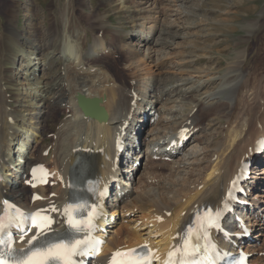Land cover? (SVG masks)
Instances as JSON below:
<instances>
[{
	"label": "bare ground",
	"instance_id": "bare-ground-1",
	"mask_svg": "<svg viewBox=\"0 0 264 264\" xmlns=\"http://www.w3.org/2000/svg\"><path fill=\"white\" fill-rule=\"evenodd\" d=\"M133 1L135 0L107 1V4L116 7L117 11L123 14L126 22L133 27L128 36L126 35L127 49L133 54H139H137L138 60L134 58L131 71L132 69L135 71V73L133 72L134 75L139 72L145 79L142 81L146 84L142 86L138 78L133 77L129 91L124 88L119 91L111 89L112 87L108 86L107 83L108 79H106V82H102V76H98L102 72L98 75L91 74L93 68L87 66L92 57L99 56L108 50L109 47L103 39L96 41L94 47L89 50H93L92 53L82 52L84 47L77 43L76 30L73 29L66 32L67 29L63 27L57 33L49 31L46 33L45 38L40 39L38 31L43 29L44 23L42 24L40 20L45 9L38 8L39 5H35V0H22L21 6L16 7L15 13L17 11L18 13L15 19L9 22V26L3 30L4 39L0 49V61L3 62H1L3 67H0V70H4V72L3 76L0 77V94L4 91L5 98L0 101V201L2 204L5 200L13 201L29 211L47 214L55 220V224L52 226L53 229L60 230L65 227V221L64 219L60 220V216L63 214L69 199L70 169L73 167L72 164L77 156H81L93 164L94 190L97 202H102L105 205V215L107 214L112 219L115 213H119L117 209L116 211L109 210L112 203H108L106 199H103L102 190L111 186L115 178L121 179L123 186L126 185L123 178L128 177L129 174L126 175L128 171L127 169L124 171L120 169V163L123 162L126 152H131V150L134 152L133 155L136 158L133 156L132 159H135V161L132 164L142 159V153L138 152V145L134 141L132 142V138L135 137H132L131 134H137L139 140L142 136L141 127L140 133L134 132L138 131L137 128L145 117L151 118L152 116L154 104L151 105V108L149 107L155 101L148 100V98H155L156 101H160L163 95L167 96L171 92L177 94L176 89L181 85L176 86L175 84L180 81L183 83L182 86H185V83L191 80V78L186 79L183 77L176 79V76H172L173 73L169 74L172 76L169 78H164L160 72V74L155 73L153 67L150 66V63L153 62L152 59L156 54L159 56L162 54L166 58L168 55H166L165 50L171 47V40L181 37V34L178 32L179 30H175L176 25L152 23L151 19L154 16H150L151 10L146 7L152 0H141L138 4H135L136 6ZM169 1L173 7H178L176 10L177 15L182 17L186 10L185 0ZM179 2L184 3L179 6ZM23 14L26 17V26L18 32L16 27L18 20L16 18L18 19ZM66 18L65 14L62 15L63 21ZM147 23L152 24L148 25ZM102 25L106 27L105 24ZM185 28V26L184 28L180 27V29ZM157 30H161V36L155 41L154 34ZM154 44L156 47H161V50H154L155 48L152 46ZM143 48L148 50V53L146 51L147 54L142 55ZM188 55L190 63L199 58L198 55ZM60 59L63 61L62 65H59ZM96 70L100 69L97 68ZM60 72L62 76H60ZM70 72H74L72 74L78 73L76 78H72L76 83L75 87L73 86L74 89L77 88L76 92H71L70 89L72 84L71 78L68 77ZM260 79L262 78L256 76L254 84L249 83L251 79L249 81L244 79V88L241 92H238L241 94L237 97L236 102L227 103V106L232 107L233 110L229 116L228 125L225 124L223 129L227 130L223 133V142L213 148L206 146L207 153L211 154L212 167L206 168L198 180L190 179L193 173L187 178L184 176L185 178L181 182L170 177L167 180L165 179L162 186L160 185L162 191L157 189V194L151 191L152 193L145 192L140 195L134 201L135 205L132 203L130 206L134 208L140 204L141 210L139 213H141V217L136 220L134 218L133 229L129 231L124 230L129 229V227L123 226L117 231H113L114 229L109 230L107 235L106 232L100 233L103 237H106L107 244L102 254L103 261H98L95 264H107L108 258L116 251L128 250L142 245L159 250L160 262L158 264H162L166 253L180 245L182 233L192 219L204 209L210 206L215 207L220 203L234 174L247 161L245 157L249 146L255 140L254 137L256 135H258V138L261 135L264 136L263 116L260 112H257L258 107H261L260 102L262 100L261 89L257 90L262 88L263 83ZM97 84H101L99 88L96 86ZM158 85L163 86L161 92H158V87L156 88ZM142 87H144L143 90H141ZM73 93L75 95L72 97L71 94ZM150 93H154V95H150ZM81 96L98 97L101 100L102 107L108 113L107 119H98L93 115L84 114L78 106ZM13 97H15V100H13L15 103L11 105L10 101ZM246 99L247 101L250 99V103ZM128 102H130L129 107ZM244 102L247 108L243 107V116L236 115L234 110ZM58 107L67 109L69 111H67V114H69L57 126L54 134L57 141L55 140L56 142L52 144L49 143L48 134H45L46 118L51 109L55 110ZM200 111L203 114L200 115V118L203 116L206 119L205 115L212 116L213 113L214 116L221 117L220 110L217 108L205 110L204 107ZM200 111L199 114H201ZM72 112L73 114H71ZM197 117V115H194L186 123H182L178 127H172L175 131V144L179 143L180 140L182 143L184 142V135L181 130H187V132L189 130L190 133L194 128L199 127L198 122L201 120L198 121ZM257 123L261 126L260 131L262 132H255L254 124L257 125ZM117 142H123V146L127 148L122 155L118 152ZM41 147L43 153L50 152L49 158L43 156L42 153L38 154ZM169 148L168 145L163 149L159 147V149L154 150L155 152L152 151L150 157L158 156L174 159L176 155L182 152L178 149L170 150ZM210 154H207L206 157ZM118 158L119 162H117ZM182 160H189L187 154L182 156ZM38 164H44L47 167L51 165L52 172L55 173V180L59 184L51 191L55 193L54 197L46 195V193L48 194L47 188L32 190L26 186V182L30 180L29 174L32 167ZM257 168V166L254 167V169ZM254 169L252 168L253 172ZM249 181L256 186L251 179ZM176 183L181 188L175 195L176 198H180L174 203L166 197L167 191H164V189L170 185L175 186ZM123 186L120 190L123 197L115 199L117 203L115 208L126 198V191ZM130 187L134 189V185ZM35 192H39L43 196V201L34 203L31 201ZM30 193L31 198L27 201V195ZM161 196L163 199L159 201L158 197ZM258 197H262V194ZM262 198H264V194ZM238 210L242 216L241 218L245 219L243 216H246L252 222L256 219L254 216L256 212L252 207L249 208L244 204H240ZM170 212L172 214L168 216ZM241 218H236L229 225L230 231L235 236L245 232V225L240 220ZM139 220H141V224H139ZM140 226L143 227V232L137 230ZM147 228H151L148 233L145 230ZM123 232L125 237H121ZM34 233L35 231L28 236H23V242L28 245L27 241ZM152 235L155 238L152 239ZM233 243L240 245V248H242V242L236 238ZM233 249L236 250L237 248L233 246ZM252 262L253 264L262 263L261 260ZM90 264L94 263L91 262Z\"/></svg>",
	"mask_w": 264,
	"mask_h": 264
},
{
	"label": "rangeland",
	"instance_id": "rangeland-1",
	"mask_svg": "<svg viewBox=\"0 0 264 264\" xmlns=\"http://www.w3.org/2000/svg\"><path fill=\"white\" fill-rule=\"evenodd\" d=\"M21 1L0 0V49L4 39L3 30L9 26V22L15 19L18 13V11L15 13V10L17 6H21ZM107 1L35 0V5H39L38 8L45 9L40 20L42 24L44 23L43 29H39L38 37L43 39L46 37L47 32L57 33L63 27L67 29L66 32L73 29L76 30L77 43H80L85 51H88L99 40L98 36L103 35L107 43L104 42L109 47L108 50L105 54L101 53L96 56L97 58H91L92 60L90 59L87 65L104 71L100 74L102 76L101 80L106 82V79H108V86L112 87L109 88L118 91L124 88L129 91L133 77L138 78L142 86L146 84L142 81L145 79L139 72L138 75H134L135 71L133 69L131 71V66L134 64L135 59L138 60L137 54H139H133L127 49V36L133 30V27L126 22L123 14H120L113 5L107 4ZM140 1L135 0L133 3L135 5ZM187 1L189 2L187 3ZM187 1L185 0L186 10L182 17L177 15L176 10L178 7H173L169 0H152L146 5L151 10L150 16H154L151 19L152 23L176 25L175 30H179L178 32L181 34V37L172 39L171 47L165 50L168 56L165 58L162 54L160 56L156 54L150 66L153 67L156 74L160 72L164 78L176 76V79L183 77L186 79L191 78V80L187 81L185 86H182L183 83L180 81L177 82L176 86L181 85L176 89L177 94L171 92L169 93L171 95H163L160 101H156L155 98H148V100L155 101L149 107L151 108V105L154 104L152 116L151 118L144 116V120L137 128L140 133L141 127L142 136L138 140L139 137L134 134L137 139L133 140L138 143L136 145H138V152L142 153V159L132 164L135 161V159H132L134 152L132 154L131 150L130 154L129 152L126 153L128 159L124 158L120 168H122V171L127 169L128 173L126 175L129 174L128 177L123 178L124 183H126L123 188L125 187L124 190L127 196L125 195V200L117 208H115L117 204L115 201H112L114 204L112 203L109 207V210L116 211L117 209L119 212L115 213L114 218H112L114 222L111 224L110 230L114 229L113 231H117L123 226L129 227V229H124L125 231L133 229L134 218L136 220L141 217V213H139L141 206L138 204L133 208L130 205L140 195L145 192L152 193L151 191L157 194V189L161 190L162 183L170 177L181 182L183 178H187L193 173L190 179L198 180L206 168L212 167L213 161L211 154L207 153L206 146L213 148L222 144L223 133L227 131L223 129L225 124L228 125V119L233 110L232 107L227 106V103L236 102L237 97L241 94L238 92H241L244 88V79L248 81L251 79L249 83L254 84L256 76L262 78L260 79L263 83L262 88L257 89H261L262 93L261 107H258L257 112H260L263 116L262 127H264V0ZM183 3L179 2V6H182ZM64 14L67 17L65 21L62 19ZM16 20H18L17 31L20 32L26 26V17L23 14ZM102 24H105L106 27ZM179 26L182 28L185 26L186 28L180 29ZM154 35V40L157 41L161 36V30H157ZM152 46L155 48L154 50H161V47H156L155 44ZM83 49V53H88ZM146 51L148 53V50L143 48L142 55L147 54ZM188 54L198 55L199 58L190 63ZM244 58L247 61L243 60ZM60 60L59 65H62L63 61L60 62ZM2 63L0 67H3ZM3 72L4 70H0V77L3 76ZM72 73L74 72H70V76H68L72 82L70 89L71 92H76L77 88L74 89L76 83L72 78H76L78 74ZM171 73H173L172 76L169 75ZM100 85L97 84L96 86L99 88ZM157 87L158 92H161L163 86L158 85ZM143 89L144 87L141 88V90ZM151 94L154 95V93ZM74 95L75 93L71 94L72 97ZM2 99H4V91L0 94V101ZM249 101L247 102L250 103ZM129 105L130 102H128V107ZM204 107L205 110L217 108L220 110L221 117L214 116L213 113L212 116L205 115L206 119L201 116V118L203 117L201 119L200 115L203 114L200 110H203ZM243 107L247 108L245 102L234 110L235 114L243 116ZM67 111L63 107H58L55 110L51 109L48 113L45 134H48L49 143L53 144L57 141L54 134L59 123L68 117L69 113L67 114ZM199 111L201 114H199ZM71 114L70 116H72ZM194 115L198 116V121H203L198 122L199 127L191 131L188 143L181 149L182 152L176 155V159H172L171 162L167 160V157L165 159L159 157L162 160L158 156H155V158L150 157L152 151L159 149V147L163 149L166 146L168 139L174 135V127L186 123ZM254 126L255 132L260 131L261 126L258 123ZM254 138V142L250 145L251 148L256 147L258 135ZM42 149V147L39 148V155L43 154ZM186 154L189 160L183 161L182 156ZM207 154L210 155L206 157ZM252 156H255V154ZM49 157L50 155L47 158ZM256 159L255 163L258 168L255 170L258 171V177L256 178L258 184L255 183L257 188L253 190L254 194L250 199L252 208L256 212V215H254L256 219H254V223L252 220H248V223L252 222V226L255 227H252L253 236L246 242L245 247L247 251L250 250L254 260H261L262 262L264 261V198H262L264 194V156L260 157V160ZM49 168H51V165ZM197 174L199 175L197 176ZM178 183L164 189V191H167L166 197L174 203L180 198L175 196L181 188ZM133 185L134 189L130 187ZM47 189L49 196H51V188ZM48 194L46 193L47 196ZM260 194H262V197H258ZM162 199V196L158 197L159 201H162ZM29 200L30 194L27 195V201ZM133 209L135 210L133 211ZM171 214L172 212L168 213V216ZM243 217L247 220L246 216ZM139 224H141V220H139ZM140 227L137 230L143 232V227ZM145 230L148 233L151 228ZM121 237H125L124 232ZM151 238L153 239V237Z\"/></svg>",
	"mask_w": 264,
	"mask_h": 264
},
{
	"label": "snow or ice",
	"instance_id": "snow-or-ice-1",
	"mask_svg": "<svg viewBox=\"0 0 264 264\" xmlns=\"http://www.w3.org/2000/svg\"><path fill=\"white\" fill-rule=\"evenodd\" d=\"M7 209L14 206L5 200ZM83 206L73 207L69 205L64 212L67 228L63 233L49 235L51 232L52 219L37 212L32 216L25 214L15 208V215L5 213L0 216V264H79L77 258L95 254L99 242L91 238L94 228V220L99 215L96 207L87 211L86 219H76L75 212L82 211ZM219 212L213 214L208 212L200 219L196 232L191 229L185 235L182 245L174 248L168 253L166 264H217L215 246L208 243L201 245V240H207V230L216 227L219 219ZM29 221L36 230L27 241V249L16 251L12 248V242L4 239L7 229L15 225L19 229L20 225ZM83 234V238L80 235ZM24 233L21 234L23 241ZM120 259H117V258ZM152 253L148 252L146 246L140 250L130 252H117L112 258V264H152Z\"/></svg>",
	"mask_w": 264,
	"mask_h": 264
},
{
	"label": "water",
	"instance_id": "water-1",
	"mask_svg": "<svg viewBox=\"0 0 264 264\" xmlns=\"http://www.w3.org/2000/svg\"><path fill=\"white\" fill-rule=\"evenodd\" d=\"M79 105L85 114H90L99 118L108 117L107 112L100 106V99H89L81 96L79 99Z\"/></svg>",
	"mask_w": 264,
	"mask_h": 264
}]
</instances>
